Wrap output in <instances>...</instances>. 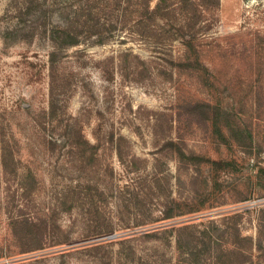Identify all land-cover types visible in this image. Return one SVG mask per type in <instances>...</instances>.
<instances>
[{"label": "rangeland", "instance_id": "1", "mask_svg": "<svg viewBox=\"0 0 264 264\" xmlns=\"http://www.w3.org/2000/svg\"><path fill=\"white\" fill-rule=\"evenodd\" d=\"M80 1L0 0V264H264V0H166L53 68Z\"/></svg>", "mask_w": 264, "mask_h": 264}, {"label": "trees", "instance_id": "2", "mask_svg": "<svg viewBox=\"0 0 264 264\" xmlns=\"http://www.w3.org/2000/svg\"><path fill=\"white\" fill-rule=\"evenodd\" d=\"M159 2L156 6H152L153 0H81L80 4L74 11L73 18L70 19L66 27L53 26L50 29L49 39L53 45V50L50 53L51 66L56 64L57 57L65 48L77 46L81 43L83 38L91 39L96 37L97 42L103 43L107 41L108 36H110L113 29L116 28L118 22H123V24L132 23L136 27L142 28L147 27L146 23H149L146 17L150 15L154 20L156 19L157 12L160 10H165L166 0H158ZM195 0H187L185 4H193ZM197 2V0H196ZM76 4V3H75ZM164 5L162 8L161 5ZM200 6L202 3H198ZM204 6V5H202ZM197 8V7H195ZM82 19H85L84 21ZM193 18L187 19V27L193 22ZM146 22V23H145ZM186 27V24H185ZM186 32V31H185ZM183 34V36H186ZM190 39H186L187 44H192L194 37L190 35ZM196 54V53H195ZM192 66L199 67V72L203 73L205 83H207L208 76H206L207 69L200 61L199 57L196 55L192 60ZM196 68V67H195ZM89 144V143H88ZM94 147V146H93ZM217 164V163H215ZM220 164V163H218ZM260 176L264 177V166L259 167ZM182 203L177 201H171L166 206L163 212V220H168L174 216L180 215V208ZM264 213V212H263ZM156 235H147L149 238H153ZM249 241L248 238H243V241ZM239 250L238 254L244 256L247 250H244L240 245L235 247ZM233 250L236 251V250ZM217 252L220 251L219 248L216 249ZM226 255H231L226 251ZM224 256V254L219 255V257Z\"/></svg>", "mask_w": 264, "mask_h": 264}]
</instances>
